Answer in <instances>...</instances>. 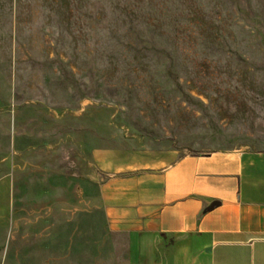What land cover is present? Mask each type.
<instances>
[{
  "label": "rangeland",
  "instance_id": "rangeland-1",
  "mask_svg": "<svg viewBox=\"0 0 264 264\" xmlns=\"http://www.w3.org/2000/svg\"><path fill=\"white\" fill-rule=\"evenodd\" d=\"M239 146L264 0H0V264H127L103 183Z\"/></svg>",
  "mask_w": 264,
  "mask_h": 264
},
{
  "label": "crops",
  "instance_id": "crops-1",
  "mask_svg": "<svg viewBox=\"0 0 264 264\" xmlns=\"http://www.w3.org/2000/svg\"><path fill=\"white\" fill-rule=\"evenodd\" d=\"M102 198L127 264H264L262 146L144 164L104 182Z\"/></svg>",
  "mask_w": 264,
  "mask_h": 264
}]
</instances>
